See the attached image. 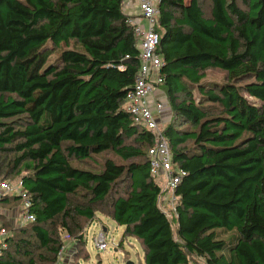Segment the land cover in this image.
<instances>
[{"label":"trees","instance_id":"16d2710c","mask_svg":"<svg viewBox=\"0 0 264 264\" xmlns=\"http://www.w3.org/2000/svg\"><path fill=\"white\" fill-rule=\"evenodd\" d=\"M124 4L0 0V181L19 177L36 218L2 226L12 235L0 264H57L63 245L51 229L73 233L76 219L94 221L107 205L123 239L140 241L144 264H264V0H161L158 52L173 114L163 133L186 171L177 236L150 173L153 134L125 108L140 53ZM211 69L226 82L207 80ZM106 152L125 164L108 159L94 172L72 163ZM121 180L125 195L112 199Z\"/></svg>","mask_w":264,"mask_h":264},{"label":"built area","instance_id":"2783aa9c","mask_svg":"<svg viewBox=\"0 0 264 264\" xmlns=\"http://www.w3.org/2000/svg\"><path fill=\"white\" fill-rule=\"evenodd\" d=\"M160 3L161 0H138L139 12L137 14H127V24L132 28L134 36L138 40L140 68L134 86L126 97L125 108L136 124L153 134V144L148 150L150 173L156 179L161 178L163 180L164 195L162 203L168 211L172 210L175 213L178 203L177 190L186 176V171L174 162L169 142L163 133L162 117L169 111L170 107L167 96L162 89L164 78L161 75V70L164 61L162 55L158 52L161 40L160 34L157 32L161 15ZM157 91H163L164 100L158 99L151 105L149 98L153 97ZM16 195L27 199L22 182L13 184L8 180L0 181V200ZM29 206L30 202L27 199L24 219L18 222L15 221V227L25 226L36 220L35 217L28 215L27 209ZM3 208L0 203V216H4L8 220L7 212L9 211L6 210L5 213ZM11 235L10 231L0 226V260L9 249L8 240ZM93 242L97 250L104 251L108 248L107 237L103 231L96 234ZM63 254L64 249L62 248L57 264H60Z\"/></svg>","mask_w":264,"mask_h":264},{"label":"rangeland","instance_id":"374dc122","mask_svg":"<svg viewBox=\"0 0 264 264\" xmlns=\"http://www.w3.org/2000/svg\"><path fill=\"white\" fill-rule=\"evenodd\" d=\"M240 5L244 7V4L240 2ZM203 10L205 11L206 17H210V3L208 1L202 4ZM67 48L63 46L60 50L51 55L48 62H54L61 50ZM206 79L212 80L218 83L226 82V73L218 70L211 69L206 72ZM194 95H198V91L195 90ZM171 118L167 117L163 126H167L171 119L173 118L172 112ZM170 120V121H169ZM113 160L118 164H125L119 157H117L113 152H106L98 155H93L87 161L80 163L73 160L72 163L76 167L82 169L91 170L94 172H101L104 167L106 160ZM1 179H6L4 176H0ZM19 177L15 175L10 176L9 180L16 184ZM162 187H164V182L161 178L157 179ZM125 195V187L123 185V180L120 181L119 185L114 189L111 198L115 199L118 196ZM82 199H74V203H79ZM4 207L3 209L9 211L8 218L13 221L18 222L24 219L25 210L27 208V199L14 204L13 206ZM162 209L167 212L170 220L172 221V227L174 235L177 236V218L176 214L171 210L168 211L167 207L161 203ZM166 209H165V208ZM106 213L98 212L94 221H88L85 219H76L75 225L72 224L70 230H64L60 225L58 228L51 229L53 232V237L57 239L64 249L63 257L60 259L62 264H144V249L139 240L131 237H126L123 239L122 235L124 232V227L118 226L111 217L112 209L109 205L105 208ZM7 219L4 216H0V226L5 225ZM13 225V224H12ZM79 227L81 229H79ZM100 231H103L104 235L107 237L108 248L104 251L97 250L94 246L93 239L96 237ZM233 233H228L222 235L223 239H228ZM84 236L85 243H77L79 239L77 237ZM37 264H51L49 262H42L39 259ZM191 264H205V262L198 258L191 257Z\"/></svg>","mask_w":264,"mask_h":264},{"label":"crops","instance_id":"0c3cea01","mask_svg":"<svg viewBox=\"0 0 264 264\" xmlns=\"http://www.w3.org/2000/svg\"><path fill=\"white\" fill-rule=\"evenodd\" d=\"M124 11H125L126 14H137V13L139 12V9H138V0H128V1H126V2H125V9H124ZM165 94H166V93H165ZM158 99H159V100H164V97H163V91H162V92H161V91H157V92L154 94L153 97L149 98V102H150L151 105H153L154 102L158 101ZM169 113H170V109H169V111H167V113L162 117V118H163V121H162L163 123H164V122H167V121H166V118H167V117H170V118H171V114H170L169 116H167ZM169 121H170V120H169ZM163 123H162V124H163ZM7 218H8V216H7ZM8 220H9V222H10L11 224H13V225L16 224V222L13 221L12 219H9V218H8ZM60 264H62V263H60Z\"/></svg>","mask_w":264,"mask_h":264}]
</instances>
